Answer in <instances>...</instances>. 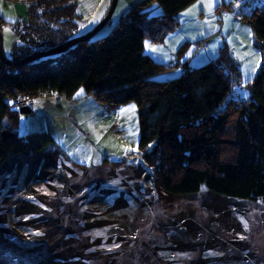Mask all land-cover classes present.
<instances>
[{
  "label": "rangeland",
  "instance_id": "1",
  "mask_svg": "<svg viewBox=\"0 0 264 264\" xmlns=\"http://www.w3.org/2000/svg\"><path fill=\"white\" fill-rule=\"evenodd\" d=\"M14 1L0 0L5 58H10L12 45L18 41L14 24L27 12L26 4ZM18 1L31 4L36 0ZM104 1L74 0L80 15L78 36L100 24L111 2ZM140 1L116 0L93 39L109 35L121 16ZM263 2L215 0L209 9L208 0H195L178 14V26L163 41L145 40L152 46L145 47V54L169 66L155 79L178 76V62L189 60L199 66L213 60L226 44L240 73L233 95L245 99L242 93L246 91L248 96L247 84L254 79L261 56L250 25L241 17ZM145 9L150 15L161 13L153 0ZM94 15L96 22L90 23ZM202 40L204 45L197 50L196 43ZM81 89L71 97L37 95L28 114L12 107L18 135L47 131L62 155L54 168L32 171L17 165L0 173V261L264 264L263 202H245L243 211L219 203L221 212L215 214L201 204L204 187L191 199H167L156 190V174L138 148L136 104L131 101L108 108L84 89L76 95ZM126 148L132 150L126 152ZM234 155L231 145L220 147L222 160L232 161Z\"/></svg>",
  "mask_w": 264,
  "mask_h": 264
},
{
  "label": "trees",
  "instance_id": "2",
  "mask_svg": "<svg viewBox=\"0 0 264 264\" xmlns=\"http://www.w3.org/2000/svg\"><path fill=\"white\" fill-rule=\"evenodd\" d=\"M40 1L41 8L26 3L25 18L14 24L18 41L6 58L11 62L0 59V173L17 165L54 168L62 155L47 131L16 133L10 100L27 95L32 107L37 95L71 97L82 87L108 108L136 104L138 148L156 174V190L167 199H191L204 187L201 204L215 214L221 212L219 203L242 211L245 202L264 203V2L241 17L250 25L261 64L247 84L248 96L240 99L233 95L239 68L226 44L213 60L199 66L178 62V76L155 79L169 66L145 54L144 40L163 41L178 26V14L195 0H153L158 15H150L145 9L150 0H142L109 35L19 63L78 36L74 0ZM203 45V40L196 43V49ZM3 131L12 137L4 139ZM222 145L234 148L232 161L220 157Z\"/></svg>",
  "mask_w": 264,
  "mask_h": 264
},
{
  "label": "water",
  "instance_id": "3",
  "mask_svg": "<svg viewBox=\"0 0 264 264\" xmlns=\"http://www.w3.org/2000/svg\"><path fill=\"white\" fill-rule=\"evenodd\" d=\"M116 0H111L109 8L107 10V13L105 14L104 18L102 19V21L100 22V24H98V26H96L91 32H89L86 35H82V36H77L75 38H73L72 40L65 42L59 46H56L50 50H46V51H42V52H38V53H34L26 58H24L23 60H21L19 63H23V62H29L32 61L34 59L40 58V57H44V56H50V55H54V54H58L60 52H62L63 50L67 49L68 47L77 44L79 42H82L84 40L90 39L93 37V35L96 33V31L108 20V18L110 17L114 6H115ZM0 59H2L3 61H6L7 63H10L11 61H7V59L3 56V52H2V35L0 33ZM15 63V62H14ZM19 113L21 114H28L31 112V109L28 107H22L18 109ZM13 132H8V131H3L1 133V136L4 139H8L10 137H12Z\"/></svg>",
  "mask_w": 264,
  "mask_h": 264
},
{
  "label": "snow or ice",
  "instance_id": "4",
  "mask_svg": "<svg viewBox=\"0 0 264 264\" xmlns=\"http://www.w3.org/2000/svg\"><path fill=\"white\" fill-rule=\"evenodd\" d=\"M214 3H215V0H208V4L206 5L209 9H211L213 6H214ZM193 7H195V6H193ZM187 14V13H186ZM98 15V14H97ZM96 19H97V16L96 15H94V17H93V20L90 22V23H95L96 22ZM81 27H84V25H81ZM5 31H8V29H5ZM145 47H152V46H150L149 44H148V42L147 41H145ZM152 50H155V47H153L152 48ZM256 64L257 65H259L260 64V61L259 60H257L256 61ZM251 71L252 72H255L256 71V68L255 67H253L252 69H251ZM83 92V89H81V90H79L77 93H76V95H80L81 93ZM242 95L246 98L247 97V92L245 91V92H243L242 93ZM9 103H11V102H9ZM131 108H135V105H132V106H130ZM126 109H121V112H123V111H125ZM23 119V118H22ZM132 149H129V148H126L125 149V151L127 152V151H131ZM30 199H32V198H30ZM41 207H43V205H41ZM26 219H27V217H26ZM245 227H247V225H245ZM37 235H39L40 233H36ZM97 235H100V233H97ZM242 239L244 238V237H241ZM115 247H119V245H114Z\"/></svg>",
  "mask_w": 264,
  "mask_h": 264
},
{
  "label": "built area",
  "instance_id": "5",
  "mask_svg": "<svg viewBox=\"0 0 264 264\" xmlns=\"http://www.w3.org/2000/svg\"><path fill=\"white\" fill-rule=\"evenodd\" d=\"M35 2L36 3H39L38 6L41 7V5H42L41 4V1L36 0ZM21 3H25V1H23ZM10 102H11V103H9L10 107L19 109V108H22V107H28V108H30L31 105H32V103H33V100H32L31 97H29L27 95H19V96H16V97L12 98L10 100Z\"/></svg>",
  "mask_w": 264,
  "mask_h": 264
},
{
  "label": "crops",
  "instance_id": "6",
  "mask_svg": "<svg viewBox=\"0 0 264 264\" xmlns=\"http://www.w3.org/2000/svg\"><path fill=\"white\" fill-rule=\"evenodd\" d=\"M105 1H106V2H108V0H105ZM105 1H104V3H105ZM143 47H144V49H145V40H144ZM199 52H200V51H199ZM184 62H185V61H184ZM184 62H183V63H184ZM189 64L191 65V64H192V62H190V61H189ZM179 72H180V71H179ZM45 100H46V99H45Z\"/></svg>",
  "mask_w": 264,
  "mask_h": 264
}]
</instances>
